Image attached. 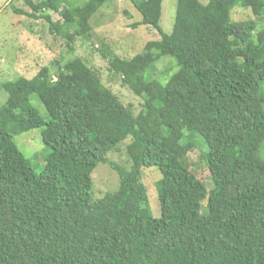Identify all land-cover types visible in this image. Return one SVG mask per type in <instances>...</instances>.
Listing matches in <instances>:
<instances>
[{"label": "trees", "instance_id": "1", "mask_svg": "<svg viewBox=\"0 0 264 264\" xmlns=\"http://www.w3.org/2000/svg\"><path fill=\"white\" fill-rule=\"evenodd\" d=\"M110 0H24L72 53L91 38L90 19ZM160 40L109 68L143 99L134 116L81 59L42 68L31 80L1 83L0 264H264V28L231 22L236 7L260 18L264 0H178L171 34L163 0H129ZM50 12L59 16L54 22ZM73 55V53H72ZM162 57L178 69L150 78ZM35 94L47 118L30 103ZM41 129L47 155L36 172L14 138ZM127 139L131 168L106 156ZM203 149L211 189L187 157ZM109 164L118 189L92 198L91 174ZM161 174L153 217L141 170Z\"/></svg>", "mask_w": 264, "mask_h": 264}, {"label": "rangeland", "instance_id": "2", "mask_svg": "<svg viewBox=\"0 0 264 264\" xmlns=\"http://www.w3.org/2000/svg\"><path fill=\"white\" fill-rule=\"evenodd\" d=\"M0 0V84L17 82L19 79L31 80L42 68H48L52 79H55L58 65L75 56L93 71L102 85L109 89L134 116L142 109L143 99L135 96L122 83L121 77L114 73L108 65V58L115 55L120 59L130 60L144 51L148 42L160 40V35L149 26L133 27L141 22L140 14L134 9L129 0H110L91 19V38H77L71 45L72 53L66 47V41L49 32L48 23L38 13L30 18L24 14L32 10L25 5L24 0ZM35 1V0H34ZM84 0H79V4ZM178 0H163L160 27L164 34L172 32ZM206 5L208 0H198ZM14 9L22 11L17 14ZM54 22L59 16L46 12ZM231 22L254 20L259 28H264V12L260 18L253 15L250 9L236 7L230 14ZM178 69L175 61L169 57H162L155 63V69L150 78L165 83ZM8 100L5 89H0V107ZM32 107L40 116L47 118L46 111L35 94H32ZM14 143L25 158L32 161L36 172L44 166L47 155L41 139V129H33L14 138ZM131 139L119 144L107 154L109 163L119 166L122 170L131 168V161L127 155V146ZM203 149H195L189 153L187 161L190 171L202 181L207 191L211 183L206 162L202 157ZM264 159V142L260 150ZM92 198H102L106 193L118 189L119 177L109 164H98L91 174ZM161 174L157 168H143L141 182L145 186L149 206L153 217H160V206L156 193V183Z\"/></svg>", "mask_w": 264, "mask_h": 264}, {"label": "crops", "instance_id": "3", "mask_svg": "<svg viewBox=\"0 0 264 264\" xmlns=\"http://www.w3.org/2000/svg\"><path fill=\"white\" fill-rule=\"evenodd\" d=\"M9 1H10V0H6V1H5V5H7Z\"/></svg>", "mask_w": 264, "mask_h": 264}, {"label": "built area", "instance_id": "4", "mask_svg": "<svg viewBox=\"0 0 264 264\" xmlns=\"http://www.w3.org/2000/svg\"><path fill=\"white\" fill-rule=\"evenodd\" d=\"M55 80V79H54Z\"/></svg>", "mask_w": 264, "mask_h": 264}]
</instances>
